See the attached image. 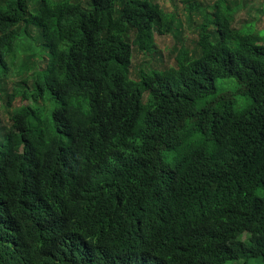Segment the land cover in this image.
<instances>
[{
    "label": "trees",
    "instance_id": "1",
    "mask_svg": "<svg viewBox=\"0 0 264 264\" xmlns=\"http://www.w3.org/2000/svg\"><path fill=\"white\" fill-rule=\"evenodd\" d=\"M180 3L195 47L134 79L177 13L0 0V264H264V29Z\"/></svg>",
    "mask_w": 264,
    "mask_h": 264
},
{
    "label": "rangeland",
    "instance_id": "2",
    "mask_svg": "<svg viewBox=\"0 0 264 264\" xmlns=\"http://www.w3.org/2000/svg\"><path fill=\"white\" fill-rule=\"evenodd\" d=\"M157 2L160 8L166 12H175L177 16L181 19L182 26L179 29H174L171 33L159 35L155 32L154 34V42L152 48H154L151 52L142 53L139 50L133 49L132 55V63L130 68V76L134 79L137 78V74L139 69L147 70L148 68H157L163 66H174V54L176 50L180 47V42L182 44L191 49L195 47V39H196V31L195 26L193 24H189L184 20L183 17V9L180 0H153ZM202 3L211 4L213 0H201ZM238 1V0H232ZM240 3L242 0H239ZM246 6L238 7L232 14L233 18V26L240 27L244 25L245 20H252L254 23L255 29H264V14L261 12L262 7L264 6V0H245ZM239 5V4H238ZM29 9L31 10V5H29ZM210 10V9H208ZM37 39V38H36ZM33 42H37L34 41ZM36 44V43H35ZM36 50H34V63L33 68L41 70L45 67L47 57L44 53H41L38 49L39 45H32ZM22 59L20 56L18 60ZM25 61V60H24ZM17 68H13L14 72ZM10 79L13 81H17L19 76L12 75L8 77V89L10 87ZM231 80V79H229ZM233 80V79H232ZM228 80L225 78L216 79V87L217 88H226ZM231 82V81H228ZM14 104L18 105V97L15 98ZM242 240H245V236H241ZM247 242V241H246ZM240 264H243L244 260H239ZM259 260H249L248 263L256 264ZM229 262L228 264H230Z\"/></svg>",
    "mask_w": 264,
    "mask_h": 264
},
{
    "label": "clouds",
    "instance_id": "3",
    "mask_svg": "<svg viewBox=\"0 0 264 264\" xmlns=\"http://www.w3.org/2000/svg\"><path fill=\"white\" fill-rule=\"evenodd\" d=\"M31 60L33 61V66L35 65V63H34V59H32V57H31ZM30 63H28V65H29ZM33 66H32V71H38V69H36V68H33ZM46 67V66H45ZM44 67V68H45ZM43 68V69H44ZM43 69H41V70H43ZM41 70H39V71H41ZM17 76H19V75H17ZM20 77V76H19ZM8 82V81H7ZM10 82H11V84H12V82H13V79H10ZM16 97H18L19 98V96L18 95H16ZM15 97V98H16ZM26 100L27 99H25L24 98V100L23 99H21L20 101H19V105H21V104H26L27 102H26Z\"/></svg>",
    "mask_w": 264,
    "mask_h": 264
}]
</instances>
